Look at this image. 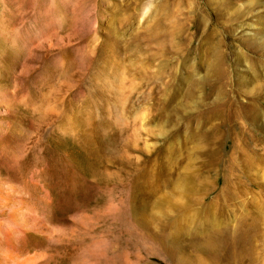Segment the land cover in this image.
Listing matches in <instances>:
<instances>
[{
  "label": "rangeland",
  "instance_id": "rangeland-1",
  "mask_svg": "<svg viewBox=\"0 0 264 264\" xmlns=\"http://www.w3.org/2000/svg\"><path fill=\"white\" fill-rule=\"evenodd\" d=\"M0 264H264V0H0Z\"/></svg>",
  "mask_w": 264,
  "mask_h": 264
}]
</instances>
